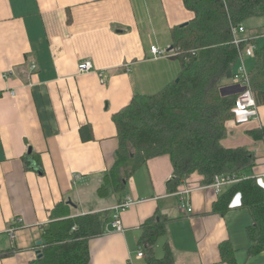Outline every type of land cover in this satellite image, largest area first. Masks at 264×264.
Here are the masks:
<instances>
[{"label": "crops", "instance_id": "1", "mask_svg": "<svg viewBox=\"0 0 264 264\" xmlns=\"http://www.w3.org/2000/svg\"><path fill=\"white\" fill-rule=\"evenodd\" d=\"M193 17L183 0H0V264H32L53 212L64 204L72 216L108 213L104 233L89 240V264H152L140 238L153 217L166 224L154 246L157 259L169 249L165 264H264V249L250 252L249 209L232 206L236 194L215 207L233 185L218 192L196 171L171 192L169 154L149 158L123 188L111 185L99 194L117 161L114 115L135 95L157 93L176 80L181 61L154 58L151 47L169 51L173 28ZM252 20L264 25V17ZM245 25L247 34H256ZM256 42L264 45V36ZM85 60L95 71L79 72ZM34 61L38 67L31 70ZM255 63L245 59L250 71ZM241 89L230 81L221 93L238 95ZM263 126L261 102L258 118L226 121L222 145L256 155L244 177L264 173V138L254 136ZM35 160L43 172L27 165ZM184 188L192 189V212L180 207L176 192ZM126 196L135 203L121 211L118 230L114 208ZM141 249L144 257L137 256Z\"/></svg>", "mask_w": 264, "mask_h": 264}, {"label": "trees", "instance_id": "2", "mask_svg": "<svg viewBox=\"0 0 264 264\" xmlns=\"http://www.w3.org/2000/svg\"><path fill=\"white\" fill-rule=\"evenodd\" d=\"M183 1L194 17L172 31V50L182 63L181 72L159 92L135 95L129 105L114 115L119 148L116 164L99 188L102 196L108 192L106 183L123 188L124 180L132 172L161 154H169L173 163V177L167 183L171 192L196 171L210 184L216 175H243L254 165L253 151L246 147L227 148L221 143L227 135L226 121L235 117L233 106L237 98V94L223 95L221 88L233 81L238 56V48L232 42L233 27L264 17V0ZM248 29L261 34L264 25H248ZM255 58L251 85L259 104L264 103V45H258ZM254 136L264 138V126ZM27 165L43 172L36 160ZM123 168L125 172L120 175ZM237 192H241L242 205L253 217L249 228L253 241L250 252L256 254L264 249V188L255 177H244L219 198L215 207L229 203ZM64 205L53 212L55 219L44 229L39 245L42 255L32 264H89V240L104 233L108 213L72 216L70 206ZM225 208L226 205L222 212ZM165 230L162 218L158 221L153 217L143 224L140 243L152 264L171 261L169 249L162 259L154 254L157 238ZM221 250L225 252L224 246Z\"/></svg>", "mask_w": 264, "mask_h": 264}, {"label": "built area", "instance_id": "3", "mask_svg": "<svg viewBox=\"0 0 264 264\" xmlns=\"http://www.w3.org/2000/svg\"><path fill=\"white\" fill-rule=\"evenodd\" d=\"M233 43L238 48V56L237 61L234 65V76L233 81L240 84L242 86L241 91L238 93L237 98L235 100V104L233 106V112L235 117L239 119V121H247L250 119H256L259 115V104L257 102L255 91L251 85V71L245 64L246 58H255L256 50L258 48V44L256 42L257 38L260 36H264V32L261 34H247V26L244 23L236 25L233 27ZM151 52L154 58L161 57H170L176 56L175 50H162L158 46L154 45L151 47ZM31 70H35L38 65L34 61L30 64ZM79 72H92L95 71L94 65L90 60L81 61L78 65ZM14 70H11V72ZM101 81L103 83L106 82L104 78L103 71L100 72ZM244 178L243 175L231 173V174H219L214 177L211 186L214 187L218 192H222L224 187L228 185H234L240 182ZM258 183L264 188V173L260 174L256 177ZM192 189L184 188L179 189L176 194L179 196V204L183 210L188 212L193 211L190 193ZM135 201L131 196H126L122 202L116 205L115 215L112 221V225L114 228L121 230L122 224L120 219L121 211L125 210L129 206L133 205ZM241 206L242 205V194L238 192L236 194V198L232 203V206ZM10 238L12 240L15 239V229L13 226L9 227L7 230ZM138 257H144L145 252L141 249L138 254Z\"/></svg>", "mask_w": 264, "mask_h": 264}, {"label": "rangeland", "instance_id": "4", "mask_svg": "<svg viewBox=\"0 0 264 264\" xmlns=\"http://www.w3.org/2000/svg\"><path fill=\"white\" fill-rule=\"evenodd\" d=\"M253 22H254V21L252 20L248 25H250L251 27H254V26L251 24V23H253ZM260 46H263V44L261 45V43H260L259 47H260ZM177 78H178V77H177ZM177 78H176V79H177ZM103 184H104V183H103ZM106 184H107V185H106L107 190H108V191H111V187H112V186H111L110 184H108V183H106Z\"/></svg>", "mask_w": 264, "mask_h": 264}, {"label": "water", "instance_id": "5", "mask_svg": "<svg viewBox=\"0 0 264 264\" xmlns=\"http://www.w3.org/2000/svg\"><path fill=\"white\" fill-rule=\"evenodd\" d=\"M171 49H172V47L169 48V50H171ZM69 202L72 203L71 201H69ZM41 243H42V241H39L38 245H40ZM37 253H38L39 256H41L42 255L41 249L37 250Z\"/></svg>", "mask_w": 264, "mask_h": 264}]
</instances>
